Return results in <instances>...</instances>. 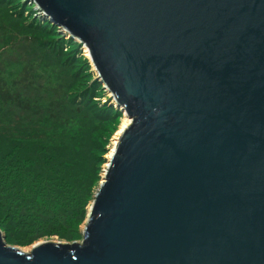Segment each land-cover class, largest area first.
<instances>
[{"label":"water","instance_id":"water-1","mask_svg":"<svg viewBox=\"0 0 264 264\" xmlns=\"http://www.w3.org/2000/svg\"><path fill=\"white\" fill-rule=\"evenodd\" d=\"M131 119L82 242L0 264H264V0H24Z\"/></svg>","mask_w":264,"mask_h":264},{"label":"rangeland","instance_id":"rangeland-1","mask_svg":"<svg viewBox=\"0 0 264 264\" xmlns=\"http://www.w3.org/2000/svg\"><path fill=\"white\" fill-rule=\"evenodd\" d=\"M7 2L8 0L0 2V78L4 82V89L12 95L17 93L30 108L23 111L13 107L11 110L10 104L0 103V118L4 121L9 118L16 120V124L4 122L0 125L1 144L7 149L14 144H22L23 147L24 144H36L19 141L23 136L19 133L28 132L32 128H40L46 136L51 134L55 137V133L62 134L70 139L71 144L67 145V141L66 149L74 152L72 156L75 157V171L89 175L92 179L91 196L84 207L85 216L78 224L75 233L66 237L69 235L48 229L29 235L26 242L18 246L26 247L34 242L52 238L72 244L82 240L81 232L85 226L89 205L98 189L99 180L103 177L104 164L107 161L106 153L121 116L113 121L112 119L107 121L106 118L97 116L93 110L88 109L86 102L90 100H94L100 106L111 103L109 93L104 90L102 84L99 86L101 96L91 95L89 98V91L95 84L94 81H99L91 70V63L84 52L85 47L73 40L88 63L87 71L92 74L89 77H81L76 67L71 65L72 59H64L70 38L63 34L60 28L43 17L32 3V13H30L40 22L47 21L44 28H49V31L37 29L34 25H26L25 21L29 13L14 15ZM23 2L29 3L24 0ZM67 55H71L70 52ZM84 86L86 88L78 98L74 92H78ZM87 97V101L84 102ZM96 155H99V158H96ZM73 169L71 168L70 171Z\"/></svg>","mask_w":264,"mask_h":264},{"label":"trees","instance_id":"trees-1","mask_svg":"<svg viewBox=\"0 0 264 264\" xmlns=\"http://www.w3.org/2000/svg\"><path fill=\"white\" fill-rule=\"evenodd\" d=\"M3 1L5 0H0ZM7 3L14 15L29 13L26 25H34L37 29L49 31V28H44L47 21L40 22L31 14V3L26 4L23 0H8ZM56 50L59 51L57 48ZM68 52L71 55L68 56ZM64 55L66 56L64 59H72L71 65L76 67L81 77L90 76L91 72L89 74L87 71L88 63L76 42L70 39ZM94 82L89 91V98L91 95L100 97L102 93L99 87L101 84ZM85 88L84 86L78 92H74L75 95L80 98ZM87 99L88 97L84 102ZM0 103L10 104L11 110L13 107L23 111L30 108L17 93L12 95L4 89L1 78ZM86 105L94 114L106 118L107 121L110 119L113 121L120 116V112L108 104L100 106L94 100H90ZM4 122L16 124L13 118L5 121L0 118V125ZM19 134H23L19 141L36 144H24V147L22 144H14L7 149L2 146L0 140V229L4 233L5 241L11 245H18L25 243L29 235L48 229H54L56 233L70 237L84 219V207L91 196L92 179L89 175L75 171L76 162L72 156L74 152L66 149L68 148L66 146L71 144L69 137L57 133L55 137L51 134L46 136L40 128H32ZM96 158H99V155H96ZM71 168L74 169L70 171Z\"/></svg>","mask_w":264,"mask_h":264},{"label":"bare ground","instance_id":"bare-ground-1","mask_svg":"<svg viewBox=\"0 0 264 264\" xmlns=\"http://www.w3.org/2000/svg\"><path fill=\"white\" fill-rule=\"evenodd\" d=\"M85 52V54H86V57L89 59V56H88V54H87V51L85 50L84 51ZM110 103H111V101H110ZM112 107H113V105H112ZM114 108V107H113ZM115 109V108H114ZM117 110V109H116ZM119 111V110H118ZM120 112V111H119ZM120 123H119V125H118V128H117V130H116V132L114 133V135H113V138H112V141H111V145H110V147H109V150L107 151V153H106V159H107V161H106V163L104 164V173H103V175L105 174V172H106V168H107V166L109 165V161H110V159H111V157L113 156V153H114V151H115V148H116V145H117V143H118V139H119V137L121 136V134H122V132L124 131V129L130 124V122H131V119L128 117V116H126L125 115V112L124 113H122V112H120ZM103 182V177L99 180V185L101 184ZM92 202V201H91ZM91 202H90V205H91ZM90 205H89V207H90ZM88 212H89V210H88ZM87 216H88V214H87ZM87 216H86V218H85V221H84V224H85V222H86V220H87ZM48 241H52V242H59V241H57V240H55V239H51V240H45V241H37V242H34V243H32L31 245H28V246H26V247H20V246H18V245H11V244H8V246H14V247H18L19 249H21L23 252H30V251H32V249H33V247H35L36 245H38V244H40V243H42V242H48ZM82 242V240H80V241H78V242H76V243H78V244H80ZM61 243H63V242H61Z\"/></svg>","mask_w":264,"mask_h":264}]
</instances>
